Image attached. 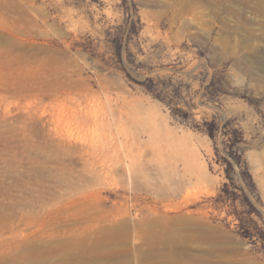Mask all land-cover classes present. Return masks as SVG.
<instances>
[{
	"label": "rangeland",
	"instance_id": "374dc122",
	"mask_svg": "<svg viewBox=\"0 0 264 264\" xmlns=\"http://www.w3.org/2000/svg\"><path fill=\"white\" fill-rule=\"evenodd\" d=\"M0 264H264V0H0Z\"/></svg>",
	"mask_w": 264,
	"mask_h": 264
},
{
	"label": "bare ground",
	"instance_id": "6f19581e",
	"mask_svg": "<svg viewBox=\"0 0 264 264\" xmlns=\"http://www.w3.org/2000/svg\"><path fill=\"white\" fill-rule=\"evenodd\" d=\"M146 123L148 126V133H143L146 136V140L144 141V143H154L153 148L158 151V155L156 154L158 158L163 157L166 159L175 158L176 160H182L183 158L186 159L188 157V137L177 136V134L173 130L168 128L162 120H159L155 117L147 119ZM141 128L140 130H142ZM141 139L142 136L137 137L138 142Z\"/></svg>",
	"mask_w": 264,
	"mask_h": 264
},
{
	"label": "trees",
	"instance_id": "16d2710c",
	"mask_svg": "<svg viewBox=\"0 0 264 264\" xmlns=\"http://www.w3.org/2000/svg\"><path fill=\"white\" fill-rule=\"evenodd\" d=\"M209 136H210V137H211V139H212V136H213V134H211V133H210V135H209ZM236 163H239V160H237V161H236Z\"/></svg>",
	"mask_w": 264,
	"mask_h": 264
}]
</instances>
